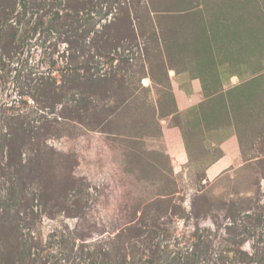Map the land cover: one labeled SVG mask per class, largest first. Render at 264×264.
Instances as JSON below:
<instances>
[{
  "label": "rangeland",
  "instance_id": "374dc122",
  "mask_svg": "<svg viewBox=\"0 0 264 264\" xmlns=\"http://www.w3.org/2000/svg\"><path fill=\"white\" fill-rule=\"evenodd\" d=\"M7 214L0 264H264V0H0Z\"/></svg>",
  "mask_w": 264,
  "mask_h": 264
},
{
  "label": "trees",
  "instance_id": "16d2710c",
  "mask_svg": "<svg viewBox=\"0 0 264 264\" xmlns=\"http://www.w3.org/2000/svg\"><path fill=\"white\" fill-rule=\"evenodd\" d=\"M5 205H7V203H5ZM5 218L4 220L0 221V232H2L4 234L5 237H7V239H11V240H14L15 242L17 243H22L23 242V238L19 231L17 230V227L20 225V224H17L18 223V220L17 221H13V224H11L9 222V219H10V215H5ZM12 230V232H8V230ZM2 239V236L0 235V241ZM27 248V246H26ZM175 259H171L169 261L170 264H175ZM33 261V260H32ZM101 264H123L124 262V259L121 258V257H118V252H109V251H106L103 253V257H101V260H99ZM152 263V261H150ZM41 264H47L45 261H42L40 262ZM153 264V263H152ZM185 264H197L195 261L193 260H190V263L188 262H185Z\"/></svg>",
  "mask_w": 264,
  "mask_h": 264
},
{
  "label": "crops",
  "instance_id": "0c3cea01",
  "mask_svg": "<svg viewBox=\"0 0 264 264\" xmlns=\"http://www.w3.org/2000/svg\"><path fill=\"white\" fill-rule=\"evenodd\" d=\"M225 162H221V161H219V162H217V163H215L212 167H211V171H213V172H217V171H219L220 169H222V167L225 165L224 164Z\"/></svg>",
  "mask_w": 264,
  "mask_h": 264
}]
</instances>
